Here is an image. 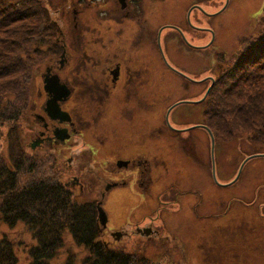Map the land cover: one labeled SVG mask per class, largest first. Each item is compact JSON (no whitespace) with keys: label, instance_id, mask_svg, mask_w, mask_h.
I'll return each mask as SVG.
<instances>
[{"label":"flooded vegetation","instance_id":"1","mask_svg":"<svg viewBox=\"0 0 264 264\" xmlns=\"http://www.w3.org/2000/svg\"><path fill=\"white\" fill-rule=\"evenodd\" d=\"M43 1L52 6L49 9L54 24L50 34V41L54 44L51 47V51L54 52L52 56H56L59 51L61 54L59 58H49L37 68L34 85L36 87L35 101L30 106L35 128L37 127V138L33 144L40 149L47 146L52 150L64 148L69 150L77 144L81 147L85 146L86 149H81L77 155L70 154L73 158L69 159L67 170L71 175H67L73 176L75 182L71 184L66 182V188L69 191L79 189L83 193L84 188L88 192L94 190L97 201L106 203L114 193L124 196L132 193L127 188H131L133 184L146 201L145 193L152 191L156 181L160 180V177H156L155 171L161 168V164L163 166L166 164L157 151L152 150L144 138V133L132 147L126 143H120L119 140L121 137L124 138V135H128L131 127L134 128L135 125L144 127L149 124L146 116L150 113L161 115L156 111L158 109L156 107L153 108V112L149 111V101L145 91L149 82V67L155 65L168 67L167 62L172 66V60H175L172 51L182 50H187L188 55H191L192 51H209L206 53L209 57L205 58L206 63L215 61L217 49L220 47L218 43L221 31L225 30L224 34L227 37L231 36L229 23L238 20L237 15L239 16L242 8L248 6L247 11L251 10L255 0H228L226 6L224 4L226 0ZM250 15L253 17L257 14L251 12ZM254 23L257 26V20ZM200 37L202 39H199ZM232 48L231 45L226 50L229 51ZM215 64L218 70L223 67V63L218 60L213 65ZM179 75L198 83L196 77ZM162 77L165 78V76ZM208 79L211 83L214 79L216 83L217 78L208 76ZM195 90H190V94ZM110 109L113 110V116L111 120L105 121V116ZM166 116L167 112L165 119ZM158 126L165 132L166 130L175 131L167 123L165 126ZM92 131L95 133L93 137H90ZM87 136L96 144L87 146ZM178 146L186 157L196 156L199 160L196 144L190 137H181ZM183 148H189L193 154H187ZM108 151L113 158H109L102 169L106 177L100 174L99 170L100 184L97 188L90 179L88 186L84 185L81 182L83 173L86 177L93 176L92 179L97 175V169L91 166L92 159L101 156V153L102 156H106ZM73 166L76 169H72ZM179 174L180 172H177L174 176L175 184L182 182ZM163 184L165 183L160 181V185ZM115 187L126 189L110 193L109 190ZM175 188L176 186H172L169 190ZM130 195L134 196L136 201H140L138 196L133 193ZM168 195L166 193L164 196L166 200ZM114 196L118 198L117 195H113L111 199ZM176 197L178 194L174 193V196L170 198L172 203H164H177ZM240 199L241 197L237 200L225 199L221 206L222 211L213 210V212L221 217L231 212L232 201L242 202ZM124 200L132 202L129 196ZM198 203L197 198L193 204L195 212L201 210L198 208ZM131 208L132 206H129L126 210L129 211ZM234 208H240L239 204L236 203ZM160 216L159 208L156 210V217L149 216L144 219V221L149 220L148 224L129 225L128 232L122 234V231H117L110 235L114 237L115 243L122 236V238H129L135 233L142 234L147 240L151 239L153 244L169 243V239L163 237L157 226V219H160ZM263 226L262 224L260 227ZM227 233L230 234V232ZM222 234H224V242L228 245L232 239L224 232ZM222 234L214 237L219 241L218 245L222 242L219 240ZM214 235L213 233L208 236ZM251 235L258 238L256 231L251 232ZM105 236H108V232L104 233ZM218 245H212L209 248H214L217 252L215 248ZM226 246L220 249H225ZM258 247V244L249 243L243 249L245 253L251 252L248 253L250 255L257 253L259 257H262L261 253L256 251ZM225 257L227 260L228 255ZM257 260L259 261V258ZM222 264L230 263L225 261Z\"/></svg>","mask_w":264,"mask_h":264},{"label":"rangeland","instance_id":"2","mask_svg":"<svg viewBox=\"0 0 264 264\" xmlns=\"http://www.w3.org/2000/svg\"><path fill=\"white\" fill-rule=\"evenodd\" d=\"M227 1H224L225 6ZM40 2L44 9L52 8L50 3H46L43 0ZM263 6L264 0H255V5L251 10L247 11L248 6L242 8L239 16L237 15L238 20L229 23L231 25V36L227 37L224 34L225 30L221 31L218 43L220 47H218V54L215 57L218 59L226 57V53L230 54L237 48L239 44L237 41L240 37H244L256 30L255 23L250 21L257 19L260 14H263L261 11ZM251 12L257 15L251 17ZM52 18L50 16V22L53 24ZM28 24H31L33 28L32 32H30L32 36L29 37L33 38L35 36V23H31L29 19L14 24L12 29L19 30L22 25ZM39 28V33L46 38V42H49L50 40L47 36L49 30H45L47 27L42 28L39 26ZM3 30L2 27L0 29V41L7 42L6 40L10 41L16 38L12 35L6 37L3 34ZM16 39L19 41V38ZM199 39L202 38L200 37ZM19 42L23 43V40ZM49 43L51 44L50 47H52V42L50 41ZM231 45L233 48L227 51V48ZM48 49H42V52H40L34 47L31 49V56L26 58V63L29 66L27 69L30 68L33 71L28 78L29 95L27 102L29 101L30 106L35 101L36 87L34 85L36 83L37 66L43 64L51 57L59 58L61 54V51H59L56 56H52L54 52L48 51ZM207 52L209 51H192V54L188 55L187 50L172 51L175 58V60H172V66L165 59L171 69L167 66L160 67L158 65L149 67V82L145 90L147 91L146 98L149 101V111L153 112V108L156 107L158 108L156 111L161 113V115H152L150 113L146 116L149 119V124L144 127L138 125H135L134 128L131 127L128 135H124V138L121 137L119 140L120 143H126L129 147H132L144 133V138L150 144L152 150H156L161 160H164L166 164V166L161 164V168L155 171L156 177H160V180L156 181L152 191L145 193L146 201L140 195L139 189L132 184L131 188L127 189L138 196L140 201H136L134 196L130 195L132 193L127 195L132 198V202L123 201L127 196L114 193L105 203V207L111 217H108L109 221L105 232L114 228L128 230L126 226L136 225V223L141 225L148 224L149 220L144 221V219L149 216L156 217V210L161 209V216L160 219H157V226L163 237L169 239V243L153 244L151 239L147 240L144 238L145 236L142 237V235L137 233L129 238L121 237L116 243L114 237L110 235L111 232L104 237L108 243L107 246H114L115 251L124 250V253L131 256L130 259L134 264H222L225 261L230 264H264V226L260 227L262 224L264 225V157L249 159V157L255 155L253 144L258 143L254 140L255 129L249 130L247 129L248 126H238L228 121L232 123V126L226 128L227 135L225 137L221 133L216 139L214 159H212L210 137L206 130L193 129L186 133L182 131L190 126L206 125L205 122L209 120L210 113L214 111L212 107L208 108L204 103L209 95L205 101L198 105H180L169 114L168 122L170 128L177 132L172 130H166L165 132L160 130L158 126H165V123H167L165 114L174 104L182 100L201 99L211 86L208 76L218 79V66L216 64L215 66L213 65L217 61H208L206 63L205 58H209L206 55ZM164 58H166L165 54ZM219 61L220 63L222 61L225 63L224 60ZM178 73L183 75L186 73V75L196 77L198 83L189 81ZM162 76H165V78L163 79ZM201 80L203 81L199 83ZM261 82L264 84V80ZM262 88L264 89V86ZM192 89L196 90L190 94L189 91ZM196 93L198 94L195 95ZM27 112L19 122L20 130L16 136L17 144L22 146V150L27 155L24 172H27L30 164H34L33 168L37 166L38 171L42 172L40 175H53L55 177L51 179V182L56 181L57 176L55 175L61 176L64 184L66 182H69V184L75 182L73 176H69L71 174L67 170L69 159L73 158L70 154L76 153L77 155V152L81 151V149H86L85 146L81 147L80 144H77L73 145L69 150L67 148L52 150L45 146L42 149L33 150L31 144L37 138V127L35 128L36 125L30 107H28ZM208 112L209 114H206ZM112 116L113 110L110 109L105 116V121L111 120ZM3 131H6V129ZM94 133L95 131H92L90 137H93ZM181 137H190L194 141L200 161L197 160L196 156L188 158L182 153L178 146ZM86 140L87 146L96 144L88 136ZM7 147V137L3 136L0 140V152L5 156H7ZM107 149H110L109 146H107ZM183 150L189 155L193 154L189 148H183ZM108 153L109 151L106 156H102L103 154L101 153V156H96L92 159L91 166H93V169H97V175L92 179L91 177L93 176L86 177L83 173L81 182L84 185L88 186L90 179L95 188H97L100 184L98 179L99 170L100 174L105 176L102 173V169L108 159L113 158ZM242 166L244 168L241 176H239L236 183L231 184L237 178ZM72 169H76L75 166ZM177 172H180L179 176L182 182L175 184L174 176ZM42 178L34 179L28 185L36 184ZM125 178L130 179L128 176H125ZM160 181L165 184L160 185ZM172 186H176L175 189L177 190H169ZM124 189L126 188L115 187L109 191L112 193ZM78 191H72V193L77 196L80 203L97 202L96 191L88 192L86 188H84L83 193L79 189ZM170 191L171 193H169ZM165 192L169 194L167 200L164 198ZM174 193L178 194V197H176L178 198V204H165L164 202L172 203L170 198L174 196ZM113 195H117L118 198L114 196L111 199ZM240 197L242 202L232 201L231 212L221 217L213 212V210L222 211L221 206L225 199L237 200ZM197 198L199 199L198 208L201 210L195 212L193 204ZM236 203L239 204L240 208H234ZM129 206H132V208L128 211L126 208ZM139 227L141 226L139 225ZM226 231L230 232V234ZM253 231L258 233L257 239L254 235H251ZM222 232L232 239L228 240V245L224 242L225 238ZM213 233L215 234L213 237L208 236ZM3 234L9 235L10 239L15 242L20 263L26 264V250L31 243V237L26 234L25 227L18 224L16 229L10 230L4 224H0V239ZM217 234H222V238L219 239L222 241L220 245H218L219 241L214 238ZM175 237L177 239H174ZM71 242V238L68 239L66 247L77 251L75 253H79L80 258L85 259L88 253L82 249L78 250ZM249 243L258 244L259 247L256 251H259L258 253H261L262 257H259L257 253L251 255L248 254L251 252L245 253L243 247ZM212 245H218L215 248L217 252L214 251V248H209ZM225 246V249H220ZM66 247L62 250L61 255L53 261V264H65L68 254ZM226 255H228V261L226 260ZM257 258H259V261ZM142 259H146L147 262L145 263Z\"/></svg>","mask_w":264,"mask_h":264},{"label":"trees","instance_id":"3","mask_svg":"<svg viewBox=\"0 0 264 264\" xmlns=\"http://www.w3.org/2000/svg\"><path fill=\"white\" fill-rule=\"evenodd\" d=\"M40 3L39 0H0V29L3 27L6 37L12 35L23 40V43L16 38L0 41V140L3 136L8 140L7 156L0 152V224L10 230L18 224L25 227L31 237L26 264H53L70 238L72 245L86 251L88 256L82 259L77 251L66 247L65 264H134L124 250L115 251L103 242L96 202L80 203L65 187L61 176L55 175L56 181L51 182L55 177L40 175L42 172L37 166L33 168L34 164L24 172L27 155L17 144L16 136L19 122L30 107L28 78L33 71L27 69L26 58L34 47L40 52L51 50L50 41L46 42L39 33V26L47 27L49 40L54 26L49 9ZM26 19L35 23L36 37H29L31 24L12 29L14 24ZM257 27L241 42V48L226 58L224 70L204 102L206 107L214 109L205 123L215 139L221 133L225 137L226 128L232 123L255 129L254 140L258 142L252 146L255 155L264 154V84L261 82L264 80V16ZM39 177H43L41 181L28 185ZM2 236L0 264H21L15 242L7 234Z\"/></svg>","mask_w":264,"mask_h":264},{"label":"water","instance_id":"4","mask_svg":"<svg viewBox=\"0 0 264 264\" xmlns=\"http://www.w3.org/2000/svg\"><path fill=\"white\" fill-rule=\"evenodd\" d=\"M212 88H213V84H212L211 87L207 90L205 96H204L201 100H198V101H195V102H193V101H182V102H180V103H178V104H175V105H174L171 109H169V111H168V114H167V122H168V116H169L171 110H172L174 107H176V106H178V105H180V104H183V103H185V104H186V103H187V104H199V103L203 102V101L207 98V96H208V94L210 93V91H211ZM168 124H169V122H168ZM197 127L204 128V129L209 133L210 138H211V143H212V155H213V154H214V147H215V138H214L213 133H212V132H211L206 126H196V127H191V128H189V129H187V130H184V131H189V130L195 129V128H197ZM32 148H35V146L33 145ZM255 157H264V155H254L253 157H250L249 159H251V158H255ZM243 167H244V166H242V167L240 168L239 174L241 173ZM232 184H233V183H232ZM98 214H99V215H98V218H99V221H100L101 226H102L101 231H103V230L106 228V226H107V223H108V217H107V215H106V212L101 208V203H99V205H98Z\"/></svg>","mask_w":264,"mask_h":264},{"label":"bare ground","instance_id":"5","mask_svg":"<svg viewBox=\"0 0 264 264\" xmlns=\"http://www.w3.org/2000/svg\"><path fill=\"white\" fill-rule=\"evenodd\" d=\"M243 168H244V167H243ZM242 170H243V169H242ZM239 171H240V170H239ZM241 173H242V171H241ZM241 173H240V174L238 173V176H237V178L234 179L233 183H235V182L237 181V179L239 178V176L241 175Z\"/></svg>","mask_w":264,"mask_h":264}]
</instances>
